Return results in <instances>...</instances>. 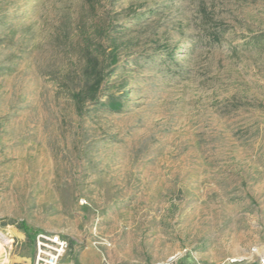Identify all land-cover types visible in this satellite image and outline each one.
<instances>
[{"label": "rangeland", "instance_id": "374dc122", "mask_svg": "<svg viewBox=\"0 0 264 264\" xmlns=\"http://www.w3.org/2000/svg\"><path fill=\"white\" fill-rule=\"evenodd\" d=\"M21 221L61 264H258L264 0H0V264Z\"/></svg>", "mask_w": 264, "mask_h": 264}, {"label": "built area", "instance_id": "2783aa9c", "mask_svg": "<svg viewBox=\"0 0 264 264\" xmlns=\"http://www.w3.org/2000/svg\"><path fill=\"white\" fill-rule=\"evenodd\" d=\"M67 246V239L60 233L39 230L33 237L31 264H61ZM257 262L264 264V255L259 254ZM152 264H177V260L175 257H169Z\"/></svg>", "mask_w": 264, "mask_h": 264}, {"label": "trees", "instance_id": "16d2710c", "mask_svg": "<svg viewBox=\"0 0 264 264\" xmlns=\"http://www.w3.org/2000/svg\"><path fill=\"white\" fill-rule=\"evenodd\" d=\"M254 39H256V38H254ZM93 68H94V66H93ZM94 70H95V68H94ZM95 72H96V70H95ZM96 85H99V80H98V77H97V76H96L95 80L93 81V84H92V86H91V89L94 90V88H96ZM93 93H94V92H93ZM93 93L88 94V95H89V96H92ZM95 96H96V95H95ZM95 96H92L93 99H94L93 101H97V99H96ZM83 97H84L83 95H82V96L80 95V96H79V100H81ZM112 105H113V106H112L113 108H118L119 103H117V104H112ZM19 227L24 231L25 235L27 236L28 240L31 242V246H32V242H33L34 234L38 231V229H34V230H32V229H31L30 227H28L23 221L20 222Z\"/></svg>", "mask_w": 264, "mask_h": 264}, {"label": "bare ground", "instance_id": "6f19581e", "mask_svg": "<svg viewBox=\"0 0 264 264\" xmlns=\"http://www.w3.org/2000/svg\"><path fill=\"white\" fill-rule=\"evenodd\" d=\"M2 238H3V236H1V234H0V245H1V243H2ZM235 260V259H234Z\"/></svg>", "mask_w": 264, "mask_h": 264}]
</instances>
